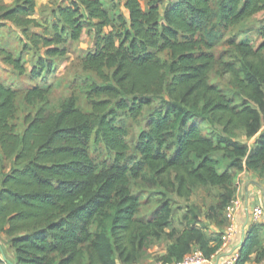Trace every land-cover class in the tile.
Instances as JSON below:
<instances>
[{
	"label": "trees",
	"instance_id": "obj_1",
	"mask_svg": "<svg viewBox=\"0 0 264 264\" xmlns=\"http://www.w3.org/2000/svg\"><path fill=\"white\" fill-rule=\"evenodd\" d=\"M163 1L142 8L140 0H116L111 15L103 0H70L51 11L43 33L27 35L41 27L32 19L35 0H0V28L9 22L27 40L16 57L0 48L3 62L28 81L21 91L0 83V234L13 252L9 264H137L164 235L173 240L164 263L193 248L210 257L227 225L234 174L264 178V0H170L160 12ZM260 14L258 44L228 38L231 60L219 64L242 98L236 105L210 82L213 50L221 33ZM87 27L93 47L80 62L101 81L87 90L92 111L72 101L53 108L54 59L68 55L67 43ZM19 95L29 109L22 126L15 123ZM148 108L131 147L120 118L136 120ZM238 131L257 137L252 148L235 140ZM98 144L103 161L91 154ZM147 176L179 196L219 187L220 203L204 216L219 232L210 237L194 217L179 235L166 234L167 202L140 219L131 180ZM260 228L248 227L237 264L264 256Z\"/></svg>",
	"mask_w": 264,
	"mask_h": 264
},
{
	"label": "rangeland",
	"instance_id": "obj_2",
	"mask_svg": "<svg viewBox=\"0 0 264 264\" xmlns=\"http://www.w3.org/2000/svg\"><path fill=\"white\" fill-rule=\"evenodd\" d=\"M69 1L70 0H35L36 10L32 19H35L41 27H30L27 35L43 33L45 27L49 26L54 21V18L51 16V11L57 9V7L68 6ZM103 1L106 10L113 15L112 11L116 0ZM169 1L170 0H164L161 3L159 6L160 12H162ZM13 2L14 0H4L6 5H11ZM147 2L148 0H140L142 8L146 7ZM119 9L125 17L128 16L127 11L123 7V3L119 4ZM261 16L260 14L247 19L230 31L221 33L222 38L213 50L216 66L210 74V82L217 86L228 99L236 105L242 103V98L233 85L232 75L227 71H222L219 64L231 60L232 49L227 44L228 38H234L236 40L248 39L247 41L251 42L254 46L258 44L260 39L255 30L259 26ZM107 30L108 29L105 31ZM91 32L92 30L87 27L78 42L67 43L69 49L68 55L64 58L54 59L53 70L47 83L51 89L50 103L53 108H57L58 104L62 101H72L81 111L85 113H90L92 111V105L87 96V90L91 86L101 83L99 72L85 70L80 62V58L84 53L90 51L93 47ZM25 43H27L26 38L20 30L11 23L5 22L4 26L0 28V48L6 53H10L14 57L18 56L22 49V45ZM26 59L29 60L30 56ZM29 68L30 65L28 64L27 69ZM0 83L7 87L10 86L15 88L18 91L23 90L28 85L26 79L19 77L10 65L3 62L2 56H0ZM21 100L22 97L19 95L16 100L17 114L15 121L18 126H22V118L29 110L22 104ZM151 112L152 108L146 109L143 115L136 120L124 116L120 118L121 125L126 127L129 132L127 142L131 147L138 133L144 129L146 119ZM202 127H204V125H202ZM256 138L257 137L247 138L243 135L242 131L235 133V140L249 148L253 147ZM95 149L96 151L91 153L92 157L99 161H103L106 158L103 146L98 144ZM8 168L9 164H5V172L8 171ZM251 174L258 180H264V178L260 179L250 171H246V173H235L232 186L234 194L238 189L243 188V182L250 179L249 176ZM157 183L156 180L150 179L149 176L131 180L132 193L140 197V208L138 213L140 219L148 220L161 203L167 202L173 209V215L171 227L165 230L166 234H170L174 231L175 236L179 235L190 221L196 217L200 221L201 226L203 227L204 225L207 234L210 237H214L217 229L211 224H208L204 216L209 212L211 207L217 206L220 203L221 189L219 187L196 186L191 190L189 195L179 196L173 189L167 186H160ZM172 241L173 240L165 235L160 240L153 241L146 250L142 260L137 264H157L159 262H164L163 259ZM262 257L258 260L262 259ZM13 258V252L8 244L6 236L0 234V264H9L13 261ZM253 261L257 262L256 260Z\"/></svg>",
	"mask_w": 264,
	"mask_h": 264
},
{
	"label": "built area",
	"instance_id": "obj_3",
	"mask_svg": "<svg viewBox=\"0 0 264 264\" xmlns=\"http://www.w3.org/2000/svg\"><path fill=\"white\" fill-rule=\"evenodd\" d=\"M245 193L242 189L234 194V197L225 207L224 213L227 221L224 231L221 233V245L219 249L210 257H206L198 248H193L190 253L185 255L179 262L164 263L159 262L157 264H237L239 258V249L245 238L246 233H243L240 243H234V237L237 233L236 222L239 215L243 212L246 213L248 220L252 224H259L264 217V205L257 203L253 205L250 210L245 207ZM247 206V203H246ZM227 251V253L221 256V251ZM253 264H264V256L261 260L253 262Z\"/></svg>",
	"mask_w": 264,
	"mask_h": 264
},
{
	"label": "crops",
	"instance_id": "obj_4",
	"mask_svg": "<svg viewBox=\"0 0 264 264\" xmlns=\"http://www.w3.org/2000/svg\"><path fill=\"white\" fill-rule=\"evenodd\" d=\"M36 10V8H35ZM242 173H246V171H243ZM250 179L244 181V185L242 190L245 193L244 199H245V207L250 210V208L257 204L261 203L264 205V180H258L256 177H254L252 174L249 176ZM247 203V206H246ZM252 223L250 220H248V217L245 212L241 213L239 215V218L237 219L236 226H237V233L234 237V243L238 244L242 240L243 233H247L248 227ZM261 226L260 231V239L262 246H264V217L262 218L261 222L259 223ZM215 228V227H214ZM225 227L222 230H219L221 233L224 231ZM218 230L216 233L219 232ZM227 251H221L219 254L221 256L225 255ZM256 257V253L252 254L251 260L247 264H253V260Z\"/></svg>",
	"mask_w": 264,
	"mask_h": 264
}]
</instances>
